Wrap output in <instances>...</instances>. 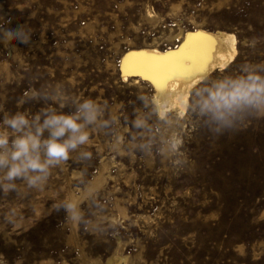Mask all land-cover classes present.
<instances>
[{
  "label": "rangeland",
  "instance_id": "374dc122",
  "mask_svg": "<svg viewBox=\"0 0 264 264\" xmlns=\"http://www.w3.org/2000/svg\"><path fill=\"white\" fill-rule=\"evenodd\" d=\"M199 25L237 54L159 117L121 55ZM250 75L264 79V0H0V122L99 109L46 179L0 171V264H264V99H219Z\"/></svg>",
  "mask_w": 264,
  "mask_h": 264
},
{
  "label": "clouds",
  "instance_id": "9594fccd",
  "mask_svg": "<svg viewBox=\"0 0 264 264\" xmlns=\"http://www.w3.org/2000/svg\"><path fill=\"white\" fill-rule=\"evenodd\" d=\"M247 81L232 85L227 93H220L219 99L225 106L237 99H247L252 103L264 99V79L250 75ZM98 113L97 106L91 100H85L72 114L45 112L34 117L33 121L22 113L4 118L0 122L3 128L14 133L10 135L0 129V171H4V178L8 181L24 178L29 186L46 179L50 167L68 160L71 151L88 142L86 128L95 122ZM45 132L48 135L43 139Z\"/></svg>",
  "mask_w": 264,
  "mask_h": 264
},
{
  "label": "bare ground",
  "instance_id": "6f19581e",
  "mask_svg": "<svg viewBox=\"0 0 264 264\" xmlns=\"http://www.w3.org/2000/svg\"><path fill=\"white\" fill-rule=\"evenodd\" d=\"M198 33L203 34L204 37L211 38L210 41L203 39L193 41V43L202 44L210 49L211 59L206 65V71L194 75L190 79L177 78L168 80L166 87L163 90L153 83V81L146 79L153 87L154 92L151 100L159 117H165L167 112L172 111L181 115L188 105L187 103L191 91L212 71L225 68L226 65H229L237 54L235 35L226 30H208L199 25L194 29H180L176 35L178 42L174 46L167 48H162L157 45L132 47L121 55L120 74L122 80H127L129 77L135 76H140L144 80L145 78L139 74H127L133 64L145 59L144 57L133 54L148 53L155 56L174 54L184 49L185 44L188 43V37L190 35L195 37ZM184 63L186 66H190L191 60H185ZM70 205L74 207L75 204L73 200L70 202ZM123 261H126V256L115 252L107 257L105 264H122Z\"/></svg>",
  "mask_w": 264,
  "mask_h": 264
},
{
  "label": "snow or ice",
  "instance_id": "6c2138e0",
  "mask_svg": "<svg viewBox=\"0 0 264 264\" xmlns=\"http://www.w3.org/2000/svg\"><path fill=\"white\" fill-rule=\"evenodd\" d=\"M211 40L203 34L189 36L184 49L174 54L155 56L148 53L133 54L145 59L132 65L127 74H139L147 80L153 81L161 90L171 79H190L194 75L206 71L210 62V49L202 44L193 43L197 40ZM191 60V65L186 66L184 61Z\"/></svg>",
  "mask_w": 264,
  "mask_h": 264
}]
</instances>
